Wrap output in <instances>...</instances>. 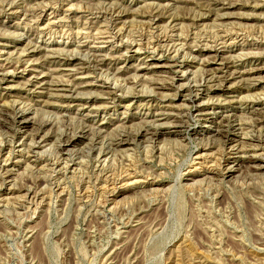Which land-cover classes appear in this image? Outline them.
Listing matches in <instances>:
<instances>
[{"label": "rangeland", "instance_id": "374dc122", "mask_svg": "<svg viewBox=\"0 0 264 264\" xmlns=\"http://www.w3.org/2000/svg\"><path fill=\"white\" fill-rule=\"evenodd\" d=\"M263 33L264 0H0V264H264Z\"/></svg>", "mask_w": 264, "mask_h": 264}, {"label": "bare ground", "instance_id": "6f19581e", "mask_svg": "<svg viewBox=\"0 0 264 264\" xmlns=\"http://www.w3.org/2000/svg\"><path fill=\"white\" fill-rule=\"evenodd\" d=\"M254 16V15H253ZM224 26V25H223ZM45 29V28H44ZM99 30V29H98ZM85 31V30H84ZM241 31V30H240ZM97 32V31H96ZM229 33V32H228ZM179 34H180V32H179ZM264 34V33H263ZM91 35V34H90ZM112 35V34H111ZM217 35V34H216ZM262 35V34H261ZM242 37V36H241ZM192 38V37H191ZM219 38V37H218ZM238 38L236 37L235 39H234V41L235 40H237ZM224 40V39H223ZM227 40V39H226ZM231 40H233L232 38H231ZM187 41V40H186ZM234 41H232V42H234ZM145 42V41H144ZM200 42V41H199ZM221 42V41H220ZM223 42V41H222ZM229 42V41H228ZM231 42V41H230ZM236 42V41H235ZM241 42V41H240ZM257 42V41H256ZM225 43V42H224ZM218 44V43H217ZM222 44V43H221ZM221 44H219V45H221ZM243 44V43H242ZM226 45H228L227 43H225L224 44V47L223 48H227V47H235V48H237V50H242V48H240V45L239 44H229L228 46H226ZM222 46V45H221ZM253 46V45H252ZM188 47V46H187ZM217 47V46H216ZM220 47V46H219ZM179 49V48H178ZM195 49V48H194ZM210 49V48H209ZM216 49V48H215ZM139 50V49H138ZM177 51V50H176ZM201 51V50H200ZM200 51H198V52H200ZM215 52L217 53V54H219V50H215ZM175 54V53H174ZM231 55H233V54H231ZM175 56H177V55H175ZM259 56V55H258ZM191 58V57H190ZM233 58V57H232ZM247 58V57H246ZM182 59V58H181ZM196 59V58H195ZM240 60V59H239ZM83 63V62H82ZM8 64V63H7ZM97 64V63H96ZM184 64H188V61L187 60H185L184 61ZM183 64V65H184ZM193 64V63H192ZM223 64V63H222ZM221 64V65H222ZM235 64V63H234ZM6 65V64H5ZM102 65H103V63H102ZM155 65V64H154ZM8 66V65H7ZM10 66V65H9ZM250 66V65H249ZM2 67H3V65H2ZM15 67V66H14ZM32 67V66H31ZM69 67V66H68ZM102 67V66H101ZM5 68V67H4ZM3 68V69H4ZM12 68H13V65H12ZM19 68V67H18ZM95 68V67H94ZM97 68V67H96ZM259 68V67H258ZM21 69H23L22 71H21ZM21 69H19L21 72H22V74H24V73H26L27 72V69L26 68H21ZM190 69V68H189ZM19 70H17L18 72H19ZM34 70V69H33ZM32 70V71H33ZM80 70V69H79ZM178 70V69H177ZM188 70V69H187ZM221 70V69H220ZM222 70H225V71H227V73H230V67L228 66V67H224ZM221 70V71H222ZM237 70V69H236ZM244 70V69H243ZM246 70V69H245ZM249 70H251V69H249ZM256 70V69H255ZM5 71V70H4ZM35 72V71H34ZM16 73V72H15ZM14 73V74H15ZM188 72H186V74H187ZM3 74V73H2ZM6 74L8 75V74H11V71L10 72H6ZM104 74V73H103ZM186 74L185 73H183V75L181 74V76H176L175 77V79H174V82H173V84H175V83H178V82H180V81H182L183 79H184V77L186 76ZM225 74V73H224ZM232 74H236L237 76L239 75L240 77H242L243 75H244V73H242V72H234V73H231V75ZM249 74V73H248ZM1 75V74H0ZM214 75V74H213ZM2 76V75H1ZM11 76V75H10ZM38 76V75H37ZM115 76V75H114ZM190 76V75H189ZM188 76V77H189ZM6 77V76H5ZM9 77V76H8ZM226 77V76H225ZM2 78V77H1ZM4 78V77H3ZM12 78V77H11ZM113 78V77H112ZM32 79H35L34 81H30V83H32V85L34 86V87H38V86H41L42 84H47L46 83V80L45 79H39V77H33ZM31 79V80H32ZM67 79V78H66ZM186 79V78H185ZM189 79H190V77H189ZM7 80V79H6ZM107 81V80H106ZM189 82H190V80H188ZM73 82V81H72ZM207 82V81H206ZM186 83V82H185ZM193 83V82H192ZM223 83L225 84V85H227L228 83H229V78H228V80L227 79H225L224 81H223ZM114 84V83H113ZM189 84V83H188ZM1 85V84H0ZM220 85V84H219ZM222 85V84H221ZM232 85V84H231ZM117 86V85H116ZM182 86V85H181ZM199 86V85H198ZM191 87V86H190ZM216 87V86H215ZM226 87V86H225ZM180 88V87H179ZM223 88H224V86H223ZM117 89V88H116ZM201 89V88H200ZM199 89V90H200ZM203 89V88H202ZM248 89V88H247ZM182 90V89H181ZM206 90V89H205ZM204 90V91H205ZM249 90V89H248ZM246 91V90H245ZM244 91V92H245ZM71 92V91H70ZM207 92V91H206ZM210 92V91H209ZM208 92V93H209ZM223 92V91H222ZM192 93V92H191ZM219 93V92H218ZM205 94V93H204ZM207 94V93H206ZM145 95V94H144ZM223 95V94H222ZM241 95V94H240ZM206 98V97H205ZM251 98V97H250ZM199 94L196 92V94L194 95V96H191L190 98H189V101H190V103L191 104H193V105H196V107H197V109H196V111H195V115L194 114H191L192 115V117L194 118V119H196L197 120V123H201V122H203L204 124L206 123V124H208V125H210V127L211 126H215V128L216 127H219V128H221V126H220V124H221V122H225V123H227V122H230L231 120H230V117L229 118H227V116H218V115H216V114H212V113H208L207 111H209V110H206V109H203V108H201V105L199 104ZM259 99V98H258ZM220 100H221V98H220ZM201 102V101H200ZM6 103V102H5ZM203 103H205V102H203ZM202 103V104H203ZM227 103V102H226ZM205 104H207V103H205ZM205 104H203V105H205ZM216 105V104H215ZM241 105V104H240ZM207 106V105H206ZM220 106V105H219ZM20 107V106H19ZM214 107V106H213ZM222 107V106H221ZM262 107V106H261ZM211 108V107H210ZM191 109V108H190ZM227 109V108H226ZM214 111V110H213ZM256 112V111H255ZM259 113V112H258ZM182 114V113H181ZM187 114V113H186ZM254 114V113H253ZM256 114V113H255ZM22 115V114H21ZM59 115V114H58ZM260 115V114H259ZM190 116V115H189ZM191 117V118H192ZM173 118H175V117H173ZM25 120V119H24ZM172 120V119H171ZM26 121V120H25ZM263 121V120H262ZM19 122V121H18ZM25 123L26 122H19L18 123V125H19V129L21 130V129H24L22 126L23 125H25ZM94 123V122H93ZM245 123V122H244ZM33 124V123H32ZM228 124V123H227ZM207 125V126H208ZM224 125V124H223ZM233 125V124H232ZM234 128V132H237V129H236V127L235 126H233ZM239 127V126H238ZM255 127H260V128H264V123H263V125L261 124V125H259V126H255ZM100 128V127H99ZM227 128V127H226ZM230 128V127H229ZM228 129V128H227ZM238 129H240V128H238ZM261 129V130H262ZM19 130V131H20ZM24 131H25V129H24ZM216 131H217V129H216ZM252 131V130H251ZM150 132V131H149ZM155 132V131H154ZM224 132V131H223ZM229 132V131H228ZM148 133V132H147ZM178 133V132H177ZM161 134V133H160ZM221 134V133H220ZM36 136V135H35ZM39 136V135H38ZM244 136V135H243ZM245 136H246V134H245ZM49 137V136H48ZM26 138V137H25ZM35 138V137H34ZM40 138V137H39ZM225 139H226V141H225V148H227L228 149V151H236L235 150V148H238L239 147V143L241 144H244L243 142H241V138H239V137H237L236 136V134L234 133V135H231V136H225L224 137ZM224 140V139H223ZM253 140V139H252ZM262 140V139H261ZM41 141V140H40ZM43 141V140H42ZM247 141V140H246ZM255 141V140H254ZM2 142V141H1ZM22 142V141H21ZM39 142V141H38ZM66 142V141H65ZM75 142V140H68L67 141V143H68V145H71V144H73ZM126 144V142H121L120 143V145L121 144ZM128 143V142H127ZM252 143H253V141H252ZM4 144V143H3ZM251 144V143H250ZM67 145V146H68ZM245 146V145H244ZM250 146V145H249ZM252 146V145H251ZM13 147V146H12ZM29 147V146H28ZM241 147V146H240ZM5 148H7V147H5ZM149 148V147H148ZM165 148V147H164ZM202 148H204V147H202ZM242 148V147H241ZM218 149V148H217ZM34 150V149H33ZM2 152H3V148L2 149H0V153L2 154ZM5 153V152H4ZM10 153V152H9ZM205 153V152H204ZM11 154V153H10ZM229 154V153H228ZM257 154H259V153H257ZM201 155H203V153L201 154ZM233 154H229V158L228 159H230V157L232 156ZM45 156V155H44ZM115 156V155H114ZM199 156V155H198ZM226 156V155H225ZM201 157V156H200ZM220 157V156H219ZM260 157V156H259ZM261 157H264V156H261ZM116 158V157H115ZM217 158V157H216ZM221 159V158H220ZM261 159V158H260ZM264 159V158H263ZM81 160V159H80ZM7 162V161H6ZM106 162H107V159H106ZM218 162V161H217ZM4 163V162H3ZM8 163V162H7ZM54 163V162H53ZM236 163V162H235ZM88 164V163H87ZM214 164V163H213ZM45 165V164H44ZM69 165V164H68ZM123 165V164H122ZM222 165V164H221ZM258 165V164H257ZM4 166V165H3ZM231 166V165H230ZM256 166V165H255ZM33 167V166H32ZM248 167V166H247ZM55 168V167H54ZM115 168H117V167H115ZM14 169V168H13ZM1 170H3V168L1 167V165H0V171ZM256 170V169H255ZM258 170V169H257ZM72 171H74V170H72ZM82 171V170H81ZM122 171V170H121ZM2 172V171H1ZM0 172V173H1ZM6 172V171H5ZM78 172V171H77ZM257 172V171H256ZM225 174V176H228V175H231V173H232V171H231V169L229 168V169H227V172H224ZM10 175V174H9ZM211 178V177H210ZM199 182V181H198ZM104 186V185H103ZM9 189V188H8ZM89 189V188H88ZM170 189V188H169ZM63 193V192H62ZM37 194H39V193H37ZM25 195V194H24ZM164 195V194H163ZM26 196V195H25ZM131 203V202H130ZM50 204V203H49ZM47 210V209H46Z\"/></svg>", "mask_w": 264, "mask_h": 264}]
</instances>
